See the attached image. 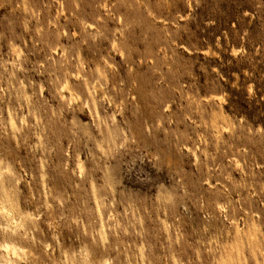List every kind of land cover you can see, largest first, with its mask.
Instances as JSON below:
<instances>
[{"label": "rangeland", "instance_id": "rangeland-1", "mask_svg": "<svg viewBox=\"0 0 264 264\" xmlns=\"http://www.w3.org/2000/svg\"><path fill=\"white\" fill-rule=\"evenodd\" d=\"M4 207L17 264H264V0H0Z\"/></svg>", "mask_w": 264, "mask_h": 264}, {"label": "bare ground", "instance_id": "bare-ground-1", "mask_svg": "<svg viewBox=\"0 0 264 264\" xmlns=\"http://www.w3.org/2000/svg\"><path fill=\"white\" fill-rule=\"evenodd\" d=\"M104 1V0H103ZM105 3V2H104ZM92 25V24H91ZM79 72V71H78ZM80 73V72H79ZM72 74V73H71ZM78 74V73H77ZM77 74H76V76H77ZM75 75V74H74ZM78 78V77H77ZM94 80H96V78H93V80L92 81H94ZM101 82V80L99 79V85L100 86H102V83H100ZM65 83V82H64ZM67 85V84H66ZM64 86V85H63ZM68 86V85H67ZM65 87V86H64ZM63 87V88H64ZM69 87V86H68ZM94 93H96V88H97V86L96 85H94ZM101 88V87H100ZM65 89L67 90V87H65ZM101 89H103V88H101ZM69 90V89H68ZM67 90V91H68ZM101 93L102 94H104V92H103V90L101 91ZM70 94V93H69ZM105 94H106V92H105ZM69 96H71V95H69ZM73 96V95H72ZM104 96H106V98H107V95H104ZM76 97H78V96H76ZM79 98V97H78ZM104 98V97H103ZM222 98V97H221ZM219 99V100H222V99ZM71 99V98H70ZM217 99V100H218ZM73 100H76L74 97H73ZM108 100V99H107ZM109 101V100H108ZM113 102V101H112ZM220 102V101H219ZM89 103V102H88ZM87 103V104H88ZM110 103V102H109ZM85 104V103H84ZM87 104H85V105H87ZM87 107V106H86ZM89 108V107H88ZM88 110V109H87ZM92 110V109H91ZM93 113H94V115H95V117H97V115H98V110H97V108H96V106L95 105H93ZM92 111H90L89 110V112H90V114L92 113ZM93 115V114H92ZM91 115V116H92ZM95 122V121H94ZM100 123V122H99ZM98 124V123H97ZM98 126H99V124H98ZM226 131V130H225ZM123 137H125V136H123ZM124 139H126V138H124ZM123 139V140H124ZM124 142V141H123ZM238 165V164H237ZM11 210H7L5 207L2 209V210H0V213H2V214H5V216L8 218V221L9 222H12V223H17V220H16V217H15V215L13 214V213H11L10 212ZM1 249H3L4 251H5V253L7 254V256H9L8 257V260L6 261V262H1L0 261V264H17L16 262H14V261H12V260H10V257H19V256H21L20 255V253H23V249L21 248V247H19L18 245H16V244H13V243H11V242H4L1 246ZM21 258V257H20Z\"/></svg>", "mask_w": 264, "mask_h": 264}]
</instances>
